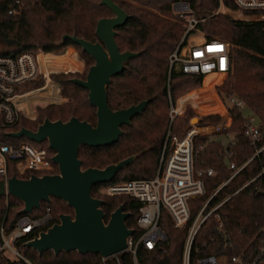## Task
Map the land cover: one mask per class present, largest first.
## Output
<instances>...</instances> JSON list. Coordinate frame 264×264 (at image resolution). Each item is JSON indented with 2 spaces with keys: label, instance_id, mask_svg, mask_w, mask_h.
Wrapping results in <instances>:
<instances>
[{
  "label": "trees",
  "instance_id": "trees-1",
  "mask_svg": "<svg viewBox=\"0 0 264 264\" xmlns=\"http://www.w3.org/2000/svg\"><path fill=\"white\" fill-rule=\"evenodd\" d=\"M22 10L12 15L7 11V1L0 0V55H16L23 51L60 50L68 45H74L86 56L92 64L95 60L82 49V46L71 39L61 45L57 44L64 33H77L79 36L95 41L97 39L96 25L99 18L113 15V11L101 3V0H21ZM130 17L127 22L117 28V42L122 50L131 49L142 52L126 62L125 69L113 76L108 86V100L113 108H123L138 103L144 98L153 96L142 114L132 119V124L123 125V134L118 141L107 145H82L80 157L83 166L105 167L131 154L139 153L136 160L118 172L112 181L126 180L135 176H152L156 172L159 156L169 127V55L179 43L184 27L170 13L175 0H115ZM203 20L199 23L201 30L207 37H220L232 43L230 50L231 69L225 82L217 87L219 93L236 95L242 98L246 107L257 116L261 131V141L255 145L246 134V116L241 107L232 105L230 111L232 122L224 132L232 133L238 140L230 147V159L237 165L247 160V164L222 188L216 197L220 200L244 186L230 197L219 209L224 227H220L214 217L209 218L201 225L196 235L191 264H196L198 256L212 252L217 248L214 245H203V241L210 236H216L220 241L219 231L226 232L227 242L223 246L230 248V253L246 251L245 263L249 264L253 255L264 241L261 225H264V150L256 154L257 148L264 143V19L244 20L229 14L218 12L221 2L231 9H237L235 0H187ZM246 13H252L246 10ZM238 15V13H234ZM76 71L54 72L51 77L62 87V94L69 95L73 100L65 105L57 103L39 106L36 118L22 117L12 128L0 126V142L18 144L29 141L35 145H45L50 154L54 150L49 147L48 141H35L27 136L15 137L10 131L19 130L22 126L36 129L46 118L69 119L72 115L81 119H88L96 124V106L91 104L89 97H81V92L88 89L71 80L74 76L85 77ZM202 74L176 71L172 73L171 90L176 97L184 90L199 86L202 83ZM45 78L29 81L23 88H33L42 85ZM88 94V93H87ZM192 111L178 116L173 124V133L183 132L190 119ZM221 116L212 114L203 119L205 123L220 122ZM2 116L0 115V123ZM222 133V132H221ZM198 148L195 164L198 169L212 166L215 174L206 177L207 191L211 192L221 182L226 180L232 169L229 168L226 154L227 145L218 135L199 134L196 136ZM55 169L58 165L54 162ZM43 173L44 171L35 170ZM128 172V173H125ZM262 172V173H261ZM8 173H18L15 161H8ZM30 172L22 176H29ZM108 183V182H106ZM105 183H98L93 187V194L105 200L104 209L107 217L120 204L124 203L126 210L131 212L127 224L136 228L135 234L140 232L137 226L139 203L128 195H109L99 191ZM59 205L56 211L55 203ZM200 202L198 205H200ZM64 203V204H63ZM24 203L10 194L8 202L5 196L0 198V222L4 220L9 228L22 214L19 210ZM47 207L53 212V220L59 221L62 212L74 213V209L62 198L53 196L51 202L44 201L41 208H36L32 215L44 212ZM70 209L69 210H67ZM198 208V206H197ZM196 212V207L194 208ZM48 224V225H50ZM48 225L44 226L46 229ZM163 226L167 239L155 249H147L140 245L137 250V262L130 252L122 254L121 262L115 258H103L99 252L80 253L61 251L56 254L48 249L40 254L36 249L26 245L38 231L20 237L17 240L19 249L28 255L33 264H183V251L188 228H176L164 211ZM222 241V240H221ZM232 243L230 245L229 243ZM198 249V250H197ZM0 264H30L23 259H8L0 251Z\"/></svg>",
  "mask_w": 264,
  "mask_h": 264
},
{
  "label": "built area",
  "instance_id": "built-area-1",
  "mask_svg": "<svg viewBox=\"0 0 264 264\" xmlns=\"http://www.w3.org/2000/svg\"><path fill=\"white\" fill-rule=\"evenodd\" d=\"M6 1L9 14L16 15L21 12L23 4L21 0ZM235 1L238 5L237 9H231L223 2L220 6L227 7L231 10V15L238 19H264V0ZM246 10H251L252 13H246ZM217 11L224 12L221 7ZM170 13L182 24L184 32L179 43L169 55V127L163 141L156 172L152 176H135L126 180L110 181L99 188V191L104 194L133 197L140 205L136 220L140 232L137 235L135 233L131 235L128 238V247L115 255L119 263L124 252H130L137 262V250L140 245H144L147 249H155L161 246V243L167 239L166 230L163 226L164 211L166 210L176 228H188L183 251V264H191L194 241L201 225L209 218L214 217L218 225L221 228L224 227V220L219 212L220 207L253 180H249L236 191L216 201L215 199L222 188L249 161L237 165L235 161L230 159L232 154L230 147L238 138L231 136L229 141L225 143L229 168L232 169L230 176L211 192H208L206 177L213 176L215 169L212 166L203 169L196 167V153L198 148H203V145L197 146L195 138L199 134L209 133H202V130L199 129L202 124L192 122L180 134L172 131L174 120L184 113L187 105L200 111L201 105L206 107L210 103H215L211 101L214 94L204 87L205 77L217 74L224 77L228 76L231 69L230 50L232 43L220 37H207L199 27L203 18L197 15L196 10L187 0L173 1ZM234 13H238V15ZM197 31L200 32V37L191 40ZM53 51L26 50L16 55H0V115L2 116L0 126L12 128L18 124L22 117L34 118L30 114L32 112L31 98L36 90L51 86L50 94L48 96L43 95L44 99L58 100L60 98L56 89L58 88V93H62L63 87L50 76L51 73L68 72L69 70L82 71L84 69L81 61L77 59L76 55H73V49L66 53ZM71 63L75 64L74 68H71ZM176 71L202 74L201 84L203 87L201 90L198 88L195 92H187L185 95L176 98L171 90L172 73ZM43 78H45V82L40 86L22 87L29 81ZM56 83L59 84L58 87ZM215 88L214 85V91ZM216 95L227 112L231 113L230 106L232 105L242 109L246 107L245 101L236 95L226 94L223 96L220 94L219 96L217 93ZM200 102H202L201 105ZM211 111L213 112L210 110L206 116L214 114ZM217 111L219 112V110ZM219 113L222 114L221 111ZM245 116L247 119L245 132L251 143L257 145L262 138L257 116L255 113ZM262 150H264V143L257 148L256 154ZM52 155L45 145H35L29 141H21L18 144L0 142V179L7 180L11 176L8 173L9 160L15 161L19 176L27 172L33 173L35 170L44 171L43 173L52 172L55 169ZM262 172H264V168ZM4 196L8 202L10 194L7 189ZM199 201H201L200 205H198ZM195 207L196 212H194ZM52 220L53 212L51 208L47 207L44 212L38 215L22 214L9 228L5 225L4 220L1 221L0 251L8 259H23L31 264L29 258L19 249L17 240L36 231L39 233ZM260 228L264 235V225H261ZM219 234L221 235L220 241L216 236H210L209 239L203 241V245H214V243L218 245L214 251L198 256L196 264H247L245 263L247 255L245 249L230 253V248H226L222 244V242L228 241L226 232L221 230ZM229 244L232 245L231 242ZM249 264H264V241Z\"/></svg>",
  "mask_w": 264,
  "mask_h": 264
},
{
  "label": "water",
  "instance_id": "water-1",
  "mask_svg": "<svg viewBox=\"0 0 264 264\" xmlns=\"http://www.w3.org/2000/svg\"><path fill=\"white\" fill-rule=\"evenodd\" d=\"M101 3L108 6L113 15L99 18L95 41L77 33H64L57 41L61 45L71 39L95 60L85 77L74 76L71 80L88 89L89 101L96 106V124L75 115L67 120L46 117L36 129L22 126L9 132L12 136H27L38 142L47 140L55 151L52 160L58 165V171L33 172L27 177L13 173L7 180L1 178L0 198L7 189L9 194L20 199L24 203L20 214L34 212L44 201L51 202L53 196L64 199L74 209V213H60L59 221L26 242L40 254L48 249L56 254L76 250L80 253L99 252L108 257L124 251L128 247V238L136 231L127 224L131 212L126 210L125 204H120L107 217L103 207L105 200L93 194V187L112 181L140 154H131L105 167L86 168L79 155L82 145L98 146L118 141L124 132L123 125L132 124L133 117L142 114L153 99L150 96L123 108H113L109 104L108 86L113 76L121 73L127 60L142 50L120 48L116 39L117 28L127 22L130 14L115 0H101Z\"/></svg>",
  "mask_w": 264,
  "mask_h": 264
},
{
  "label": "rangeland",
  "instance_id": "rangeland-1",
  "mask_svg": "<svg viewBox=\"0 0 264 264\" xmlns=\"http://www.w3.org/2000/svg\"><path fill=\"white\" fill-rule=\"evenodd\" d=\"M220 7H221V9L224 10L223 13H226V14H229V15L232 14L231 10H229L227 7H225V6H220ZM219 12H222V11H219ZM203 32L205 33V31H203ZM196 33L197 34H195L194 36H192L191 40H195L196 38H199L200 37V35H199L200 32L197 31ZM205 35H206V33H205ZM72 49H73V55H76L77 59L80 60L81 61V64L84 66V69L82 71H76V72H78L80 74H85L84 76H86L87 71H88L90 65L92 64V62H89L88 58L86 56H84L82 53H80V50L76 46H74V45H68L67 47H65L63 49L56 50V51H53V52L66 53V52L71 51ZM38 50H43V49H37L36 51H38ZM74 65H75L74 63H71V68H74ZM70 71H74V70H69L68 72H70ZM226 78H227V76L224 77V76H220V75L217 76L216 78L215 77H212V76H206L205 77V81H204V85L205 86L204 87H205L206 90H208L209 92H212L214 94V96L212 94V96H213L212 98L213 99L211 101H214L215 103H210V104L206 105V107H205V105H201L202 102H200V105L202 107L200 109V111L199 110H196L195 108H192L191 106H188L187 105V108L185 109L184 113L182 115H180V116H183L189 110L192 111V114H191L190 119L188 121V124H186V126L190 125L191 122L192 123H200L202 125L203 124H206L203 121V119L206 118V114L208 112H210V110H213V112L211 111L212 113H214V114L216 113V114H218V115L221 116L220 122L222 121V123H223L222 125L229 124V122H230V116L227 113V111L224 110L223 104L220 102V100L218 99V97H217V95H216V93H215V91L213 89V86L214 85L216 87H218L219 85L223 84L225 82ZM58 85L59 84L56 83V86L57 87H58ZM202 87H203V84H201L199 86H196V85L195 86H192V87L184 90L183 92H181L179 95L176 96V98L177 97H180L182 95H185V93H187V92H195V91H197L198 88H200V90H201ZM50 90H51V86H47L44 89L36 90L34 96H32V98H31V101H32L31 102L32 112L30 114H32V116H34V118H36L38 116V114H39V110H38L39 106H45V105H48V104H52L54 102H56L57 104H59V105L62 106V105H65V104H67V103H69V102H71L73 100V98H71V96H69V95H66V96L63 95V96H61L62 93L61 92L60 93L57 92L58 88L56 89V93L60 97L58 100L44 99L45 98L44 96H46V95L48 96L50 94ZM61 90H63V88ZM217 91H218V89H217ZM87 93L88 92H81L80 95H81V97H84L85 99H87V97H88V94ZM228 93L230 94V92H228ZM46 98H49V97H46ZM225 101H226L227 105H229V103L227 102L226 99H225ZM217 110H219V112L221 111L222 114H220ZM220 122H211V123L218 124ZM201 128H203V127H201ZM204 129L207 130L206 127H204ZM227 129L228 128H225L223 131L216 132V133H213L211 135H218V137L220 139H222L224 143H227L229 141V138L232 136V133H230V134L224 133ZM125 173H128V172H125ZM59 205H62V202H56L55 203L56 211L57 210L59 211V209H60ZM67 210L70 211V209H68V208H67ZM69 213H72V212H69ZM26 256L29 258L31 264H33V261L31 260V258L28 255H26ZM103 258H110V259L115 258L116 259L115 255H111V256L103 257Z\"/></svg>",
  "mask_w": 264,
  "mask_h": 264
},
{
  "label": "crops",
  "instance_id": "crops-1",
  "mask_svg": "<svg viewBox=\"0 0 264 264\" xmlns=\"http://www.w3.org/2000/svg\"><path fill=\"white\" fill-rule=\"evenodd\" d=\"M197 39V38H196ZM212 77H217V75H213ZM215 91H216V93L220 96V94L218 93V91H217V87L215 88ZM247 110H246V109ZM244 109L246 110H244L243 109V111H244V115H250V114H254V112L251 110V109H249L248 107H245ZM228 114H229V116H230V122H229V124H227V125H222L223 123H222V121L220 122V123H218V124H215V123H206V124H203V125H201L200 127H206V129L207 130H203L202 131V133H209V134H213V133H216V132H220V131H223L225 128H227L228 127V125H230V123L232 122V114L228 111L227 112ZM199 127V128H200Z\"/></svg>",
  "mask_w": 264,
  "mask_h": 264
},
{
  "label": "bare ground",
  "instance_id": "bare-ground-1",
  "mask_svg": "<svg viewBox=\"0 0 264 264\" xmlns=\"http://www.w3.org/2000/svg\"><path fill=\"white\" fill-rule=\"evenodd\" d=\"M217 75L219 76L220 74H217ZM208 76H213V75H208ZM220 76H222V75H220ZM199 129L200 130H205L204 127L203 128L200 127Z\"/></svg>",
  "mask_w": 264,
  "mask_h": 264
}]
</instances>
